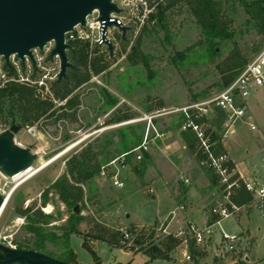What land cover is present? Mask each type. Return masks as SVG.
Returning <instances> with one entry per match:
<instances>
[{
	"label": "rangeland",
	"instance_id": "374dc122",
	"mask_svg": "<svg viewBox=\"0 0 264 264\" xmlns=\"http://www.w3.org/2000/svg\"><path fill=\"white\" fill-rule=\"evenodd\" d=\"M235 7L229 12L237 32L235 42L249 64L264 48V39L254 30L245 28L246 14L240 6ZM131 9L132 7H124L120 16L129 29L136 30L132 38H123L120 33L115 32L116 47L112 55L106 51L92 49V52L104 56L108 67L100 75H93L91 80L78 90L82 104L77 113L78 122L65 121L56 124L54 119L43 120L36 126L19 128L14 134L16 145L34 152L35 161L31 167L36 172L28 178L21 177L17 180H14L15 176H0V189L5 195L16 187L8 206L3 213L1 211L2 214L0 213V235L3 232L9 236L14 218H26L25 215L19 214L18 210L27 209H41L44 214L51 216L44 230L61 235L63 231L59 227L65 225L71 212L61 203L55 192L45 194V190L65 174L66 163L73 155L92 144L98 151L106 147V152L113 154L112 161H117L120 179L125 187H113L109 177L103 179L100 174L93 178L84 188L85 205L78 206L84 218L80 229L86 232L94 221L123 231L134 227L136 233L123 250L111 249L105 243L85 246L81 236L72 234L69 237V248L75 254L78 264H95L93 253L101 264H229L233 259H236L237 263H246V258L250 257L251 264H264V198L261 203H254L250 214L249 209L244 208L235 217L224 219L219 225L212 227L207 226L199 194H195L193 199V216L187 214L184 207L179 205L184 196L182 189L187 183L186 179H189V171H185V167L191 168L197 175L203 174L210 182L209 169L201 165L205 157L201 153L200 144L191 133L189 135L182 131L181 115L155 119L154 126L161 137H157L154 131L149 134V151L152 148L158 154L154 158L157 162L146 153L141 160H137L135 155L123 158L121 152L124 137L129 138L131 151L144 140L147 122L143 121V118L149 114L146 108L151 99L161 97L166 108L177 109L207 103L221 94L226 88L223 86L220 64L235 48L232 41H226L217 44L218 55L214 60L207 58L204 47L195 48L185 57L179 58L177 54L195 45L202 37L193 16L187 10L181 13L176 10L170 14L167 12L168 16L162 27L158 26L160 24L157 20H150L152 14L148 15L144 23H135L137 20ZM139 14L143 13L136 11V16L141 17ZM144 29L146 32L142 35ZM140 38L141 49L147 59L145 63L134 64V61L129 60V56L133 45ZM123 44L127 45L126 49ZM34 54L36 59H39L36 66L30 62L21 63L18 69L7 72L8 77L30 78L34 75L36 79H40L47 73L51 76L59 74L60 63L56 58H52L49 52L36 50ZM3 63L4 60L0 58V65ZM48 85L50 88L51 82ZM103 90L118 100L115 108H110ZM249 92V97L240 102L239 106L247 115L252 116L256 129L251 130L248 125L239 121L234 126V134L227 137L226 142L238 158L240 169L245 171L250 179L258 178L264 187V87L250 85ZM116 108L122 113L134 114L135 118L119 124H107L113 118ZM207 108L209 112L205 117L209 119V125L203 124L204 129L207 132L210 128L215 134H223L228 114L215 105ZM10 130L6 129V133ZM222 140L224 139H221V143ZM165 142L171 147L167 151L164 149ZM102 160L101 157L100 161ZM106 165L108 164L102 163L100 170ZM154 170L167 176V182L170 181L168 188L172 186L178 189L180 194L177 199L171 198L161 184L150 181V177L155 176ZM176 170L179 171L177 175ZM149 172L153 175L148 176ZM172 190L174 191L170 188L175 197ZM203 191L207 195L211 194L209 200L204 203L209 212L214 206L211 201H221V193L211 182ZM189 203L190 201L185 202L187 205ZM189 222L203 230L207 239L210 238L202 257L196 259L191 254L192 261H185L183 254L186 252V245L183 242L170 253L171 261L149 262L145 252L158 247L168 236L178 237V231ZM166 223L167 233L163 230ZM27 225L26 218L25 226L16 235L0 242V260L16 256V251L11 246H16L17 251H22L17 244L28 242L25 239L28 237ZM248 229L252 236L249 232H243ZM223 233L241 235L247 241L243 242L247 247L245 251L239 255L225 254L222 259L224 263L215 258L214 254ZM137 234L143 236L144 241L140 246L133 248ZM66 246V240H59L55 243L49 242L47 249L61 255L65 253ZM130 249L135 253L129 252Z\"/></svg>",
	"mask_w": 264,
	"mask_h": 264
},
{
	"label": "trees",
	"instance_id": "16d2710c",
	"mask_svg": "<svg viewBox=\"0 0 264 264\" xmlns=\"http://www.w3.org/2000/svg\"><path fill=\"white\" fill-rule=\"evenodd\" d=\"M149 2L150 6L156 5V10L151 15L150 20H157L160 24L158 26H162L163 22L166 21L168 16L166 13L169 12L170 14L173 10L178 13L187 10L196 20L202 37L195 45L183 53L177 54L179 58L185 57L186 54L195 48L204 47L207 58L214 60L215 56L218 55V43L226 41L234 43V50L220 64V74L225 88L248 65V59L242 55L235 42L237 32L234 29V19L229 14L230 10L235 9L236 5L243 8L246 14L245 28L254 30L258 36L264 39V0H155L154 4L151 1ZM145 32L146 29H144L142 35ZM133 35V32H128L125 38L131 36V39ZM123 47L126 49L127 45L123 44ZM67 56L73 68L67 71L65 79L57 80L52 84L50 87L51 95L36 84L26 80H12V77L3 86H0V128H30L38 125L43 120L49 119H54L56 124L65 121L78 122L77 113L82 105L80 95L77 94L78 90L88 83L93 75L97 76L103 73L108 64L104 60L103 55L92 52V48L87 43L78 41L71 43ZM146 59L147 55L141 49L140 38L133 45L129 60L137 64L145 63ZM30 80L36 81L38 79L32 75ZM103 92L104 96L109 100L110 108H115L118 100L111 97L108 92L104 90ZM165 107V101L161 97H155L151 99L146 111L150 113ZM134 118V114L130 112L122 113L120 109L116 108L113 118L107 124H119ZM182 119L184 121L183 117ZM197 121L204 125H209V119L205 116L200 117ZM207 133L211 134L214 152L216 154H225L221 137L210 128ZM186 134L190 135V132ZM128 139L124 137L122 155L131 151L129 148L130 140ZM106 149L105 147L98 151L92 144H89L67 161L65 174L45 190V194L51 191L55 192L61 203L71 212L65 225L59 227L63 231L61 235L44 230V227L49 224L51 216L44 214L41 209L18 210L19 214L25 215L28 219L26 227L28 237L25 238L28 242L25 244L16 243L20 250L38 253L53 263L78 264L75 254L69 248V237L72 234L81 236L85 246L91 247L93 243H105L111 249H126L127 243L134 238L136 233L134 227L129 228L128 231H123L93 221L85 232L80 229V224L84 218L81 213H75L76 207L85 205V186L89 185L93 178L99 176L102 163L108 164L114 160L113 154L106 152ZM101 157L103 158L102 161H100ZM209 173L212 186L217 187L219 184L218 177L210 169ZM234 176L238 178L236 174ZM231 200L240 209L247 208L251 210L255 203V198L245 189L242 182H240L238 188L233 190ZM45 203L46 201H44ZM164 228L165 225L163 230ZM136 236L137 239L133 241V248L137 247V245L140 246L144 241L143 236L138 234ZM59 240L67 241L65 253L56 255L48 251L47 244L49 242L55 243ZM183 241L180 237L168 236L158 247L145 253L148 254L150 261H171L170 253L177 249ZM188 246L194 258L197 259V257L203 255V252L195 249L192 239H189ZM129 252L135 253L133 249H130ZM93 255L95 264H101L96 254L93 253ZM238 264L247 263L239 262Z\"/></svg>",
	"mask_w": 264,
	"mask_h": 264
},
{
	"label": "built area",
	"instance_id": "2783aa9c",
	"mask_svg": "<svg viewBox=\"0 0 264 264\" xmlns=\"http://www.w3.org/2000/svg\"><path fill=\"white\" fill-rule=\"evenodd\" d=\"M149 1L150 0H111V3L116 7V11H113L109 14V20L113 23L112 26H106L105 28V22L101 21L100 12L95 10L86 18L85 26L78 25L71 32L65 35V43L68 44L70 48L71 43L73 42L78 41L87 43L92 49L106 51L108 54L112 55L116 47L114 33L118 32L123 38H125L127 33L132 31V29H129L125 25L122 17L120 16V14L123 12V8L132 7L131 11L135 14V19L137 20L135 23H144L148 15L153 14L156 10V5L150 6ZM151 3L154 4V2ZM136 11L143 13L142 15L139 14L141 17L136 16ZM132 32L135 33L136 30ZM54 47V42L48 43L42 52L45 51L51 54ZM34 53L35 51L33 52V55L35 63L37 64L39 59H36ZM54 58H56L60 63L59 58ZM25 62L31 63L28 58H26ZM21 63L23 62L20 61L16 56H12L10 58V67L6 66L5 61L3 65H0V86H3L10 79L7 72L12 69H18ZM59 74L51 76L50 73H47L36 81H31L28 77H12L11 79L29 81L32 84H36L40 88H44L45 92L51 95L48 84L49 82L53 84L55 81L59 80ZM250 85L264 87V48L239 73L232 83L226 87V89L221 94L211 101L204 104H194L188 107L177 109H168L165 107L145 115L143 121L147 122V132L142 144L132 151L124 154L123 158L130 155H135L137 160H141L143 154L149 151V134L154 131L157 134V137H161L154 126L155 119L168 115L179 114L184 118L183 124L181 126L182 131L193 134L200 144L201 153L205 157L204 160L201 161V165L212 170L219 179L217 188L221 193L222 199L221 201H218V203L213 206L210 211L211 216L215 217L216 219V224H219L224 219L235 216L242 210L238 208L231 200L232 192L235 188L239 187L240 182H242L245 186V189L253 195L255 198V203H261L264 198V187L257 186L253 181L241 179L239 177L236 178L233 171L229 167L227 155L216 154L214 152V143H212L211 135L206 132L204 125L197 121V119L200 117H204L206 114H208V106L215 105L217 108L225 111L228 114V119L224 123V133L219 135L221 139H226L230 135L234 134V126L239 121H242L248 125L251 130H255L256 126L253 122L252 116L247 115L245 111L239 106L240 102L245 101L249 97ZM4 134H6V129L0 128V135ZM116 162L117 161H112L103 167L100 170V177L103 179L109 177L113 187L117 189H123L125 184L120 179V171L118 169V165H116ZM0 176L2 178H7V175H5L1 170ZM0 195L4 199L3 213L9 204L11 194H8L10 195L8 201H6L8 195H5L4 191L1 189ZM259 207L262 209V205ZM25 224L26 218L24 216L15 217L10 229V235H4L2 232L0 235V242L5 241L8 238H12L21 230L23 226H25ZM177 236L182 238L184 240V244L186 245V252L183 254V257L187 262L192 261L191 253L188 250L189 239L193 240L195 249L199 252L206 251V246L209 243L208 240L210 239L206 238L205 232L203 230H200L194 223L191 222L187 223L183 229H180L177 233ZM126 237H128V235H126ZM244 240L246 241V239L241 235H228L223 233L222 239L214 251L215 258L222 260L225 258V254L228 253L238 255L241 254V252L243 250L245 251L247 248L245 245H243V242H245ZM11 248L18 252L16 246H11ZM243 260H245V258Z\"/></svg>",
	"mask_w": 264,
	"mask_h": 264
},
{
	"label": "water",
	"instance_id": "95a60500",
	"mask_svg": "<svg viewBox=\"0 0 264 264\" xmlns=\"http://www.w3.org/2000/svg\"><path fill=\"white\" fill-rule=\"evenodd\" d=\"M95 10L100 12L105 28L113 25L109 14L116 11V7L111 0H0V58L7 67L12 56L23 63L28 58L35 66L33 52H42L48 43L54 42L51 57L59 58V80L65 79L67 71L73 68L67 56L70 46L65 43V35L78 25L85 26L86 18ZM17 131L18 128L13 127L0 135V170L8 177L20 174L35 161L34 152L14 143ZM3 206L4 199L0 195V213ZM75 213H80L79 207L75 208ZM18 263L66 264L53 263L38 253L26 251L0 260V264Z\"/></svg>",
	"mask_w": 264,
	"mask_h": 264
},
{
	"label": "crops",
	"instance_id": "0c3cea01",
	"mask_svg": "<svg viewBox=\"0 0 264 264\" xmlns=\"http://www.w3.org/2000/svg\"><path fill=\"white\" fill-rule=\"evenodd\" d=\"M212 125V124H211ZM212 129H213V127H212ZM214 130V129H213ZM222 146H223V148H224V150H225V154L227 155V157H228V160H229V167H230V169L233 171V173L234 174H236L237 175V177H239V178H241V179H245V180H249V181H253L257 186H259V187H263V186H261L262 184H261V182L258 180V178H256V177H254V179H250L249 178V176L247 175V173L245 172V171H243L242 169H240V167H239V164H238V158L235 156V154H234V152L232 151V148L229 146V145H227V142H226V139H224V140H222ZM171 147L169 146V144H167V142H165L164 143V149L167 151V150H169ZM183 148H185V147H183ZM146 154H148L149 156H150V158L152 159V160H154V158H155V156H157L158 154L154 151V149H150V151L148 152V153H146ZM154 162H157V160L155 161L154 160ZM185 171H189V179H186V181H187V183L185 184V187L182 189V192H183V194H184V196H183V198H182V202L181 203H179V205H182L183 207H184V210H186V212H187V214L189 213V215H191V216H193L194 215V206H193V201H195V200H193L194 199V196H195V194H199V196H201L200 197V200L202 201L201 203H202V205L204 206H202L203 208H202V210H203V213L206 215V222H207V226L208 227H212V226H214L215 224H216V219H215V217H213V216H211V214H210V211H211V209L209 210V212L206 210L207 209V207H206V205L204 204L207 200H209L208 198H209V196L211 195H207V194H205L204 193V191L203 190H205V189H207V187H209V184H210V182L208 181V179L207 178H205L204 176H203V174H201V175H197V173H195V171L194 170H191V168H187V167H185ZM177 172H179L178 170H176V175H177ZM154 174H155V176H153V177H150V181H154V182H156V183H159V184H161L162 186H163V189H164V191L165 192H167L169 195H170V197L171 198H173V199H177V195H179L180 194V192L178 191V189H176L175 187H170V188H173L174 189V191L172 190V192L176 195L175 197H173V195H172V193L170 192V188H168V185H169V183H170V181H168L167 182V176H165L163 173H161L160 171H157V170H154ZM153 174L151 173L150 174V172H149V174H148V176H152ZM177 177V176H176ZM190 180H192V182L190 183ZM169 190V191H168ZM212 193V192H211ZM188 201H190V203H189V205H187V204H185V202H188ZM178 202V201H177ZM214 203V206H215V204H217L218 203V201H211V205ZM255 205V204H254ZM212 208V207H211ZM253 209V208H252ZM252 209L251 210H249L248 212H249V214H250V212L252 211ZM261 211H262V209H261ZM208 215H209V220H208ZM263 216H264V212H262V218H263ZM233 217H235V216H233ZM238 220H239V218H237ZM241 219V218H240ZM171 220V219H170ZM264 222V221H263ZM165 225V228H164V231L167 233V228H168V223H166V224H164ZM216 225H219V224H216ZM185 226V225H184ZM183 226V227H184ZM244 233L245 232H249L250 234H251V232H250V230L248 229V230H245V231H243ZM242 232V233H243ZM241 233V234H242ZM248 233V234H249ZM243 235V234H242ZM251 236H252V234H251ZM94 244V243H93ZM96 244V243H95ZM251 244V243H250ZM92 245V244H91ZM127 252V251H126ZM127 253H129V252H127ZM170 257H171V255H170ZM202 256H199V257H197V259H200ZM251 258V257H250ZM250 258H248V261H246V263H248V264H251V259ZM216 260V259H215ZM219 261H222V260H220V259H218ZM156 261H160V260H156ZM149 262H153V261H149ZM223 262V261H222ZM224 263V262H223ZM198 264V263H197ZM229 264H238L237 263V260L236 259H233V260H231V261H229Z\"/></svg>",
	"mask_w": 264,
	"mask_h": 264
},
{
	"label": "bare ground",
	"instance_id": "6f19581e",
	"mask_svg": "<svg viewBox=\"0 0 264 264\" xmlns=\"http://www.w3.org/2000/svg\"><path fill=\"white\" fill-rule=\"evenodd\" d=\"M35 172H36V171H34V169H33L32 167H30V168L26 169L25 171L21 172L20 174L16 175V176L14 177V178H15L14 180L20 179L21 177H26V178H28V177H30L31 175H33ZM15 188H16V187H15ZM15 188H14V189H15ZM14 189L11 190V192H10L9 194H12L13 191H14ZM9 196H10V195L7 196L6 201H8ZM1 211H3V208H2ZM0 215H1V214H0Z\"/></svg>",
	"mask_w": 264,
	"mask_h": 264
}]
</instances>
